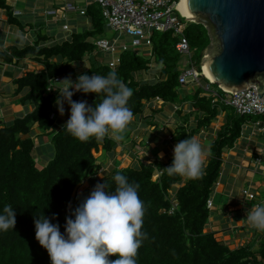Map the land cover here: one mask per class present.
I'll return each mask as SVG.
<instances>
[{"label":"trees","instance_id":"16d2710c","mask_svg":"<svg viewBox=\"0 0 264 264\" xmlns=\"http://www.w3.org/2000/svg\"><path fill=\"white\" fill-rule=\"evenodd\" d=\"M0 10H5L9 26L21 31L30 26L38 33L37 40L31 44L0 49V62L18 67V63L31 59L42 67L39 71L25 72L13 81L17 86L15 94H22L19 102L33 103V110L8 124L0 118V209L5 204L15 209L13 228L0 230V264H50L46 250L35 240L34 218L48 217L63 233L65 217L81 200L76 194L80 186L95 178L90 191L103 182L114 188L113 176L117 173L139 185L138 194L144 202L142 231L147 237L137 251V264H264V237L255 252L249 246L230 250L217 241L214 232L204 231L210 217L206 203L221 171L222 153L231 150L240 137L242 125L250 117L236 115L231 107L213 101L200 88L193 94L181 96L183 86H179L178 77L182 72L179 65L183 54L176 49L177 35L172 31L152 32L149 56L123 52L117 65L110 68L107 63L111 56L91 43L107 33L101 9L95 2L86 8L84 15L75 14L84 18L87 25L80 31L72 30L67 38L45 33L26 16H13L6 0H0ZM184 37L189 50L186 68L194 67L200 72L203 52L210 43L207 30L192 22L184 29ZM55 39L53 45H40V42ZM73 61L75 64L70 65ZM109 71H115L131 89L128 107L135 118L153 121L161 119V114L171 109L173 115L168 123L160 121V131L168 130L172 148L178 140L195 137L201 130L209 129L212 121L224 114L199 177L183 181L182 176L165 172L163 169L170 165L173 156L169 155V150L164 158L150 163L138 161L124 168L109 166L105 171L95 155L100 150L110 156L114 153L118 142L112 135L81 141L54 125L55 120L50 115H56L53 101L57 93L47 89L48 79L68 75L76 79L81 73L106 74ZM202 80L206 84L200 77ZM212 87L217 90V85ZM78 93L73 101L86 100L92 104L96 99L95 94ZM157 98L162 103L153 108ZM35 124L42 134L52 136L50 144L54 154L44 166H38L33 156L32 127ZM156 172L160 175L153 179ZM98 173H103L100 179L95 177ZM169 196L176 201L173 214H168Z\"/></svg>","mask_w":264,"mask_h":264},{"label":"clouds","instance_id":"9594fccd","mask_svg":"<svg viewBox=\"0 0 264 264\" xmlns=\"http://www.w3.org/2000/svg\"><path fill=\"white\" fill-rule=\"evenodd\" d=\"M74 64L75 61L70 63ZM46 87L57 93L53 103L60 115L64 114L65 103L69 107L62 130L81 141L90 137L102 139L106 134L119 140V133L134 119L128 107L131 89L115 71L81 73L75 80L70 75L60 80L48 79ZM74 92L92 93L96 99L92 104L73 101ZM172 151V161L163 169L165 172L192 179L201 175L205 148L196 138L178 140ZM113 180L114 188L105 182L94 185L65 217L63 233L48 217L34 218L35 240L46 250L50 264H137V251L147 237L142 231L144 202L139 197L138 184L120 173ZM244 219L252 227L264 230V202L252 205ZM14 224L15 209L5 204L0 209V230L13 228ZM112 255L114 260L108 258Z\"/></svg>","mask_w":264,"mask_h":264},{"label":"crops","instance_id":"0c3cea01","mask_svg":"<svg viewBox=\"0 0 264 264\" xmlns=\"http://www.w3.org/2000/svg\"><path fill=\"white\" fill-rule=\"evenodd\" d=\"M88 1L91 0H6L7 4L12 7V10L19 11L20 15L27 17L28 21L37 24L39 28L43 29L45 33L47 31L49 35H56V37L59 36L57 38L62 37L61 35H63V38H67L70 34H63L59 31L60 29L54 31L52 27H57L59 21L52 22L50 15H47L45 12L52 11L61 5L68 3L83 8V6L85 7V2ZM69 18H78V15L70 14L66 20L60 21L62 24H65ZM6 22V12L5 10H0V49L12 45H25L29 40L31 41L29 44H31L37 40L38 33L30 26L26 27L24 31H21L16 27L9 26ZM82 23L85 26L87 25L85 20ZM108 35L109 33L107 32L104 36ZM114 38H117L116 35H114ZM55 43V40H50L40 42V45H53ZM52 62H55V60H52ZM36 66L40 67L39 70L42 69L40 65L34 63L31 59H25L23 62L18 63V67L20 68L0 62V113L1 107L5 105V107H7L5 114L9 116V119H7L4 114H0V118L3 120L4 124L10 123L14 118L25 115L15 116L22 114L25 111V108L28 109L27 113H30L33 110V103L22 104L19 102V98L22 94H15L17 86L13 81L22 76L25 72H29L30 68L35 69ZM11 70L14 71L9 73ZM39 70L35 69L31 71ZM63 78L64 77L61 79ZM189 89H187V91ZM85 95L89 96L90 93ZM77 96H79V93L74 92L71 99L73 100V98ZM5 103H8L9 105H6ZM161 103L162 101L155 102L153 108L159 107ZM170 111L171 109L165 110V112L161 114V119L155 118L154 120L152 119L153 121H151L150 118L144 120L142 117L139 119L134 117L127 127L130 128V131H128L129 140L126 142H119V140L116 139L118 144L111 156L102 153L101 150L98 152V157H96L98 158V161L102 163L104 167L103 169L107 171L109 166L124 168L136 165L138 161L150 163L155 159L164 158L168 150L169 155H172L173 148L167 138L168 130L164 128L160 131V121L162 120L163 122L168 123L173 115V112ZM54 112L56 113L54 125L60 127L67 121L69 116V107L67 103L64 104L63 115H60L57 112L56 107ZM145 114H148V111ZM223 117L224 114H220L215 121H212L209 129L201 130L200 133L194 137L205 148L203 164H205L206 158L209 155V145L215 138V132L223 124ZM260 119L264 118L250 117L249 120L242 125L240 137L231 150H226L222 153L221 171L216 181L214 192L217 195L228 193L230 201L227 206L221 208V214L218 213L209 217L208 224L204 230L206 232H214V237L217 241L228 246L230 250L241 246H249L252 251L255 252L258 249L261 238L264 237V230H258L252 227L244 219L246 211L254 205V202L246 201L240 196L242 194L239 196L236 195L235 188L230 186V184H234L235 181L241 180L244 185L247 186L245 189L256 194L258 203L264 202V134L260 132L259 127L254 124ZM144 122L148 123V125L144 124ZM36 128L37 125L35 124L32 127V132L35 131L37 134L38 131L40 136L45 135L40 133ZM258 158L260 161L256 162ZM105 171L103 173H105ZM103 173H98L95 176L96 179H100ZM222 175L224 177L219 181ZM94 180L95 178L86 180L78 189L80 194L87 193L88 195L90 192V186ZM186 180L187 178L185 179V177H183V181Z\"/></svg>","mask_w":264,"mask_h":264},{"label":"built area","instance_id":"2783aa9c","mask_svg":"<svg viewBox=\"0 0 264 264\" xmlns=\"http://www.w3.org/2000/svg\"><path fill=\"white\" fill-rule=\"evenodd\" d=\"M95 2L101 9V16L105 20L107 32H113L116 35H125L130 39V46L125 42H120L113 36H103L98 39H93L91 43L97 50L110 55L108 66L114 68L119 62V55L123 52L133 51L136 48L143 46L150 48L152 32L164 33L172 31L179 37L176 49L179 53L188 56V44L184 37V29L187 24L192 23L187 18L182 16L177 9L180 0H91L85 2V7L81 8L75 4H63L60 7L46 11L50 15L52 22L66 20L70 14L84 15L86 8ZM20 15L19 12L13 11V16ZM63 34H70V28L65 23L61 25ZM61 31V30H60ZM63 38V37H62ZM57 41V39H55ZM137 53V52H136ZM196 71L194 67L182 70L178 77L179 86H186L188 84H197L199 88L209 94L213 101H220L224 105L232 108L233 112L238 116L244 117H262L264 118V99L258 97L256 92V84H250L246 88L239 91H226L217 86V90L212 87L213 83ZM200 77L206 80L205 85L200 84ZM56 78L55 80H60ZM221 91V93L218 92ZM160 101L158 98L156 102ZM51 119L56 116L52 113ZM259 127V131L264 134V119H260L254 123ZM170 140V136H168ZM258 158L256 162H259ZM160 172L155 173L156 179ZM220 175V174H219ZM242 197L246 201L257 204L256 194L243 189L241 191ZM170 207L168 214H173L176 208V201L172 196H169ZM212 201L208 200L206 203L207 209L212 208Z\"/></svg>","mask_w":264,"mask_h":264},{"label":"water","instance_id":"95a60500","mask_svg":"<svg viewBox=\"0 0 264 264\" xmlns=\"http://www.w3.org/2000/svg\"><path fill=\"white\" fill-rule=\"evenodd\" d=\"M184 6L210 39L200 62L207 79L226 91L256 84L264 99V0H184Z\"/></svg>","mask_w":264,"mask_h":264},{"label":"rangeland","instance_id":"374dc122","mask_svg":"<svg viewBox=\"0 0 264 264\" xmlns=\"http://www.w3.org/2000/svg\"><path fill=\"white\" fill-rule=\"evenodd\" d=\"M11 11H12V14H13L14 10H11ZM83 19L84 18L78 16V18H73V19L69 18L66 21V24L69 26L71 33H72V30L73 31H80V30L84 29L85 25H83V23H82L84 21ZM58 24L59 25H57V27H52V29L54 31H57V30L60 29L61 32H62V29H61L62 23H61V21H59ZM113 35H116V34L113 33V32H110L108 36L110 37V36H113ZM116 37H117V40L119 41V43L120 42H125V44L127 46H130V42L131 41L125 35H118L117 34ZM30 42L31 41L29 40V42H27V44H29ZM135 51L137 53H141V54H144L146 56H149L150 49L148 47L140 46V47H137ZM202 58L203 59L205 58V51L203 52ZM187 60H188V56L187 55H182V58H181V61H180V65H179V69L181 71L186 69ZM39 68H40L39 66H36L35 69L39 70ZM35 69L30 68L29 70L31 71V70H35ZM202 75H204V74H202ZM200 84L201 85H205L203 80L200 81ZM187 89H189V90L187 91ZM197 89H199V86L197 84H188V85H186L184 87H181L180 88V92L182 94L181 96H183L184 94H193V93H195L197 91ZM5 104L9 105L8 103H5ZM5 110H7V107H5V105H3L1 107V113L4 114L7 119H9V116L5 114ZM27 112H28V109L25 108V111L22 114L15 115V116H21L23 114H27ZM128 131H130V128L126 127L125 130H123L121 133H119V135L121 137L119 139V142H126L127 140H129V138H128L129 132ZM51 137L52 136L49 135V134L48 135H44V136H40L38 131H37V134L35 133V131L32 132V138L34 139V142H35V147H34V150H33V156L36 158L35 162H37L38 166H44L53 157V154H54L53 147L50 144ZM97 154L95 156H97ZM102 160H104V159H102ZM222 177H224V176L222 175L220 177L219 181L222 179ZM154 178H155V176H154ZM230 186L232 188L233 187L235 188V194L238 195V196L241 194L240 192H241V190L243 188L244 189L247 188V186L244 185L243 181H241V180L240 181H235L234 184H230ZM76 194L81 199H83L87 195V193L80 194V191H78V193L76 192ZM240 196H242V195H240ZM210 200H212V203H213V207L209 210L210 211V216H212V215H215V214H218V213L221 214V212H220L221 208L228 205V202L230 201V198H229V194L228 193H225V194H222V195L221 194L217 195L215 192H213L211 197H210Z\"/></svg>","mask_w":264,"mask_h":264},{"label":"bare ground","instance_id":"6f19581e","mask_svg":"<svg viewBox=\"0 0 264 264\" xmlns=\"http://www.w3.org/2000/svg\"><path fill=\"white\" fill-rule=\"evenodd\" d=\"M177 9L179 10L180 14L182 16H184L185 18H187L190 22H193L194 20V16L189 14L186 9H185V6H184V0H180L178 6H177ZM194 23V22H193ZM202 67V74H204V77L208 78L210 80V77L205 69V62H203V64L201 65Z\"/></svg>","mask_w":264,"mask_h":264}]
</instances>
